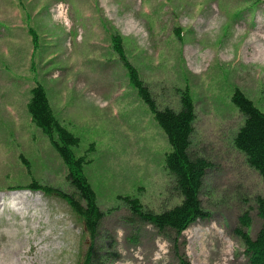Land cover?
<instances>
[{
	"label": "rangeland",
	"instance_id": "374dc122",
	"mask_svg": "<svg viewBox=\"0 0 264 264\" xmlns=\"http://www.w3.org/2000/svg\"><path fill=\"white\" fill-rule=\"evenodd\" d=\"M113 36L159 109L178 110L183 91L194 103L188 154L211 167L205 216L180 237L140 223L120 199L154 214L180 202L163 167L166 138ZM36 82L89 161L105 214L93 238L61 199L72 193L65 167L30 121ZM236 88L264 112V0H0V264H249L236 231L244 218L251 236L259 229L264 178L232 146L243 121ZM31 181L60 195L31 192Z\"/></svg>",
	"mask_w": 264,
	"mask_h": 264
},
{
	"label": "trees",
	"instance_id": "16d2710c",
	"mask_svg": "<svg viewBox=\"0 0 264 264\" xmlns=\"http://www.w3.org/2000/svg\"><path fill=\"white\" fill-rule=\"evenodd\" d=\"M113 48L127 71L131 85L137 90L139 98L148 107L166 138L168 151L164 154L163 167L173 179L180 202L161 214H154L144 211L135 197L122 196L120 199L140 223L153 226L159 232L168 230L177 232L180 237L196 220L205 216L200 201V191L206 173L211 167L209 161L201 158L191 159L188 154L196 119L193 100L188 91H183L178 110L168 107L158 109L148 89L138 79L136 70L124 58L121 40L117 37L113 39ZM231 102L243 117L242 123L233 135L232 146L243 154L248 165L264 178V112H261L239 89L234 90ZM27 112L30 121L47 138L65 167V180L72 193H63L61 199L83 221L85 230L93 238L105 214L100 209L97 195L85 175L89 161L85 155L79 156L75 153L80 144L79 138L55 117L46 92L39 83L30 90ZM21 161L29 171L28 162L22 157ZM26 188L31 192L50 197L60 195L55 189L36 181H31ZM256 215L261 224L254 237L248 231L251 223L246 218L240 222L246 232L238 230L236 234L245 246L249 264H264V200L256 203ZM177 260L178 264H189L183 256L178 257ZM94 262L97 264L96 261ZM80 264H90V258H86V261H81Z\"/></svg>",
	"mask_w": 264,
	"mask_h": 264
},
{
	"label": "bare ground",
	"instance_id": "6f19581e",
	"mask_svg": "<svg viewBox=\"0 0 264 264\" xmlns=\"http://www.w3.org/2000/svg\"><path fill=\"white\" fill-rule=\"evenodd\" d=\"M161 214V213H160ZM176 240V239H175Z\"/></svg>",
	"mask_w": 264,
	"mask_h": 264
}]
</instances>
